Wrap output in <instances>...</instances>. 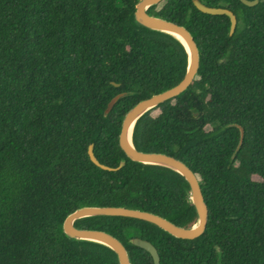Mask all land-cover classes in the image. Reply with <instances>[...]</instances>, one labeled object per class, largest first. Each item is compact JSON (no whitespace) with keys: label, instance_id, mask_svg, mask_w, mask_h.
I'll list each match as a JSON object with an SVG mask.
<instances>
[{"label":"trees","instance_id":"16d2710c","mask_svg":"<svg viewBox=\"0 0 264 264\" xmlns=\"http://www.w3.org/2000/svg\"><path fill=\"white\" fill-rule=\"evenodd\" d=\"M236 16L163 0L147 14L185 27L198 48L189 87L137 119L136 150L183 162L197 177L207 221L192 240L119 216H89L130 264H264V0H199ZM139 0H0V264H119L109 247L67 237L82 207H124L191 228L197 213L175 170L130 160L122 120L136 103L177 85L188 53L134 17ZM123 94L108 114V103ZM153 113H156L155 115ZM239 127L243 129L240 139ZM89 145L98 162H91Z\"/></svg>","mask_w":264,"mask_h":264},{"label":"water","instance_id":"95a60500","mask_svg":"<svg viewBox=\"0 0 264 264\" xmlns=\"http://www.w3.org/2000/svg\"><path fill=\"white\" fill-rule=\"evenodd\" d=\"M161 1L163 0H139L134 12L135 20L150 30L164 32L180 40L188 53V67L183 79L177 85L161 93L139 101L129 111H127L121 123V128L118 135V144L126 157L134 162L165 166L181 174L188 182L190 187L191 201L197 213V223L191 228H183L149 212L113 206L82 207L75 210L65 218L62 224V230L67 237L78 240L93 241L109 247L117 255L119 264H130V262L125 247L118 239L104 231L76 228L74 226V222L89 216L127 217L149 222L176 238L192 240L199 237L203 233L207 221V206L204 202L199 181L196 175L180 160L162 153H148L138 151L133 146L132 139L130 143L127 140L129 134L130 137H132V130L137 119L145 112L156 107L158 104L175 98L184 92L192 83L199 66L198 48L189 31L181 25L147 14L146 11L150 6L158 4ZM240 1L244 5L251 7L258 4L260 0ZM193 4L202 13L227 16L230 20L229 35L233 34L237 20L232 11L227 8L209 7L201 3L199 0H193ZM122 96L123 94H118L111 99L107 105L105 114L109 113L116 101ZM239 131L240 139L238 146L241 145L243 139V129L239 127ZM88 155L92 163L104 170L113 171L121 168L124 165V162H121L117 168H110L100 164L93 154L92 145H89L88 147ZM131 243L146 250L151 255L153 264H160L157 250L151 243L140 238L132 239Z\"/></svg>","mask_w":264,"mask_h":264},{"label":"bare ground","instance_id":"6f19581e","mask_svg":"<svg viewBox=\"0 0 264 264\" xmlns=\"http://www.w3.org/2000/svg\"><path fill=\"white\" fill-rule=\"evenodd\" d=\"M127 140H128L129 143L131 142L130 134L128 135Z\"/></svg>","mask_w":264,"mask_h":264},{"label":"rangeland","instance_id":"374dc122","mask_svg":"<svg viewBox=\"0 0 264 264\" xmlns=\"http://www.w3.org/2000/svg\"><path fill=\"white\" fill-rule=\"evenodd\" d=\"M154 115L156 114V113H153Z\"/></svg>","mask_w":264,"mask_h":264}]
</instances>
